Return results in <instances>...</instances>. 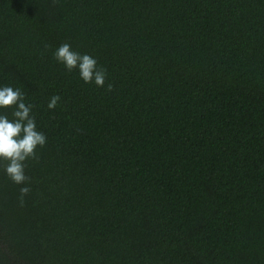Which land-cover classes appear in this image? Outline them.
I'll return each instance as SVG.
<instances>
[{
	"label": "trees",
	"instance_id": "16d2710c",
	"mask_svg": "<svg viewBox=\"0 0 264 264\" xmlns=\"http://www.w3.org/2000/svg\"><path fill=\"white\" fill-rule=\"evenodd\" d=\"M0 84L48 137L23 203L0 164V264H264V0H0Z\"/></svg>",
	"mask_w": 264,
	"mask_h": 264
},
{
	"label": "clouds",
	"instance_id": "9594fccd",
	"mask_svg": "<svg viewBox=\"0 0 264 264\" xmlns=\"http://www.w3.org/2000/svg\"><path fill=\"white\" fill-rule=\"evenodd\" d=\"M53 56L67 70L76 69L84 83L105 86L107 71L98 64L95 56L75 51L67 42L59 45ZM106 87L110 91L113 86L108 83ZM60 100V95H52L47 108L54 109ZM34 107L33 103L26 101V94L20 87L0 84V164L9 179L23 185L20 188L21 203L30 190L26 184L30 179L25 170L26 162L35 159L37 149L44 147L48 140L45 132L38 128ZM9 108L10 113H6L4 109Z\"/></svg>",
	"mask_w": 264,
	"mask_h": 264
}]
</instances>
